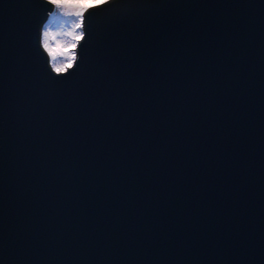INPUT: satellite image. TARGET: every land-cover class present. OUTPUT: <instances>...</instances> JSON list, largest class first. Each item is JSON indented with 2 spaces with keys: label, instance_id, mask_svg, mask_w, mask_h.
<instances>
[{
  "label": "water",
  "instance_id": "1",
  "mask_svg": "<svg viewBox=\"0 0 264 264\" xmlns=\"http://www.w3.org/2000/svg\"><path fill=\"white\" fill-rule=\"evenodd\" d=\"M47 0H0V264H264V0H110L74 63Z\"/></svg>",
  "mask_w": 264,
  "mask_h": 264
},
{
  "label": "clouds",
  "instance_id": "2",
  "mask_svg": "<svg viewBox=\"0 0 264 264\" xmlns=\"http://www.w3.org/2000/svg\"><path fill=\"white\" fill-rule=\"evenodd\" d=\"M48 3L53 5L54 11H59L64 14L75 15L80 19L75 22L73 28L69 30L66 35L71 37L69 41H57L55 47L49 44L50 40L55 39L56 33L52 31H44L43 33V45L46 49L53 53H69L77 47L79 41L83 39V32H77V28H81L83 25V15L90 10L101 7L104 4L110 2V0H47ZM50 16L52 13L49 14ZM74 63V55H70L64 65L59 67L63 69L70 68Z\"/></svg>",
  "mask_w": 264,
  "mask_h": 264
},
{
  "label": "rangeland",
  "instance_id": "3",
  "mask_svg": "<svg viewBox=\"0 0 264 264\" xmlns=\"http://www.w3.org/2000/svg\"><path fill=\"white\" fill-rule=\"evenodd\" d=\"M79 19L80 18L75 16L74 14L69 15V14L61 13L59 11H54L52 15L49 16V18L43 24L44 31H52L56 33L55 39L50 40L49 44L52 47H55L57 41L71 40V37L67 36L66 33L73 28L75 22L78 21ZM82 28H83V25L81 28H77L76 31L83 32ZM42 44H43V33H42ZM45 50L48 52L49 57H50V63L56 71H65V69L59 66L64 65L70 55L75 54L76 56L75 49L71 50L69 53H60V52L53 53L52 51L46 48ZM75 56H74V59H75Z\"/></svg>",
  "mask_w": 264,
  "mask_h": 264
},
{
  "label": "trees",
  "instance_id": "4",
  "mask_svg": "<svg viewBox=\"0 0 264 264\" xmlns=\"http://www.w3.org/2000/svg\"><path fill=\"white\" fill-rule=\"evenodd\" d=\"M75 56V54H73Z\"/></svg>",
  "mask_w": 264,
  "mask_h": 264
}]
</instances>
